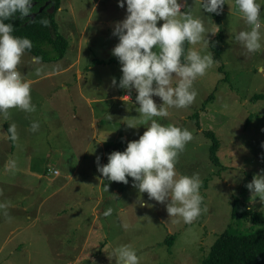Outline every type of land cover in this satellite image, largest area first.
Returning <instances> with one entry per match:
<instances>
[{"label":"rangeland","instance_id":"1","mask_svg":"<svg viewBox=\"0 0 264 264\" xmlns=\"http://www.w3.org/2000/svg\"><path fill=\"white\" fill-rule=\"evenodd\" d=\"M256 2L261 5L262 48L247 53L235 37L240 31L250 30V26L235 0H227L228 7L222 12L220 24L214 13L204 12L202 0H186L187 7L183 6L185 0H178L181 12L190 11L206 29L208 45L202 40L190 44L188 49L202 56L212 53L214 58L212 45L222 38L219 43L222 63L214 59L206 74L194 81L197 96L192 105L169 107L167 117L146 121L136 110L140 107L136 89L119 87L121 64L111 61L117 60L112 49L119 43V37L112 33L115 23L128 15L126 0L124 8L119 7V0H62L67 11L59 10L57 20L70 46L66 57L54 63L41 62L36 67L28 53L21 58L19 71L36 75L40 68L39 77L46 73L55 76L40 79L33 86L40 91L34 99L36 111L31 121L39 123V130L18 135L23 146L28 137L33 139L36 156L46 154L49 146L58 149L52 158H47V163L50 168L60 166L73 174V179L67 187L66 182L61 185L49 182L48 187L37 182L33 185L37 187L33 195H14L15 201L35 204L39 216L30 228H26L28 221L21 216L22 221L17 225L22 230L14 234H10L13 229L10 226H6L5 234L3 225L7 222L0 220V264H92L93 260L96 264H121L116 249L122 246H130L136 252L139 264H204L216 240L226 230L249 233L264 229V222L254 224L232 219L237 197L264 215V203L259 197L251 199L252 194L246 188L253 175L264 170V0ZM163 23L158 21L157 27ZM213 25L219 27V32ZM153 51L158 49L154 47ZM77 69L83 72L84 79L79 80ZM112 78L116 79V86L112 85ZM177 80L173 78V87ZM53 85L56 88L68 85L69 91L58 90L45 99L44 92ZM127 95L130 100L125 99ZM112 96L114 100L110 99ZM152 98L158 106L163 103L157 96ZM64 103L68 106L63 115L59 107ZM90 105L96 108L100 119L95 121L94 128L89 120L71 119L75 110L85 111ZM196 113L200 114L199 118L192 119ZM152 119L192 133L193 139L178 154L175 164L177 178L198 173L202 181L199 189L202 211L191 224L184 223L181 217H170L166 204L149 200L147 193L141 194L132 186L131 177L125 185L110 182L97 171V156L100 165H106L108 155L113 151L124 152L128 142L139 140ZM206 131H213L219 140L218 166L211 160L212 141L204 135ZM95 132L98 140L92 138ZM53 173L51 170L50 174ZM43 197L46 200L42 205ZM140 201L152 206L141 207ZM108 208L113 211L105 217L103 213ZM93 224L94 230L90 228ZM171 237L174 241L170 245ZM82 246L84 251L80 252ZM80 258L91 262L83 263Z\"/></svg>","mask_w":264,"mask_h":264},{"label":"clouds","instance_id":"2","mask_svg":"<svg viewBox=\"0 0 264 264\" xmlns=\"http://www.w3.org/2000/svg\"><path fill=\"white\" fill-rule=\"evenodd\" d=\"M126 4L128 15L123 21L115 23L112 33L119 37V43L112 49V55L121 64L119 87L129 91L133 87L136 89V101L140 105L136 110L146 121L152 117H167L169 107H189L197 96L193 89L194 81L204 76L215 62L212 53L202 56L198 51L188 49L185 55V42L195 45L203 40L208 45L203 22L193 18L190 11L182 13L178 0H126ZM224 4L225 0H202L204 12L216 15L223 12ZM235 4L250 26V30L240 31L235 39L247 53L260 51L261 5L256 0H235ZM124 6L125 0H119V7ZM183 6L187 7L186 0ZM32 9L33 0H0V114L5 120L9 119V109L12 108L27 113L36 111L31 100V85L18 70L21 58L26 51L32 50L33 43L27 37L14 36L13 25L4 22L15 19L17 14L21 20L28 19ZM161 20L164 23L157 27V22ZM39 22L44 27L50 26L47 18ZM213 26L219 32V27ZM154 47L158 51H153ZM31 59L33 63L40 64L43 58L33 56ZM36 71L39 74L41 69ZM174 77L178 78L175 87L172 86ZM112 85L116 86L115 78H112ZM153 96L161 98L163 103L158 106ZM108 118L112 116L108 114ZM39 127V123L34 121L30 131L36 132ZM7 133L12 142L18 140L15 123L9 125ZM192 139V133L186 128L164 126L152 119L139 140L128 142L124 152L110 153L106 165H100V157L97 156V171L110 182L125 185L131 177L132 186L141 194L147 193L149 200L166 204L170 217H181L184 223L191 224L202 211V196L199 193L202 181L198 173L177 178L175 164L178 154ZM10 167H15L14 161ZM246 188L252 194L251 199L259 197L264 203V170L254 174ZM105 190L108 191L107 185ZM2 195L3 189H0ZM139 204L141 207L152 206L144 201ZM10 206V201L0 203V210L8 219H11L8 213ZM112 211L108 208L103 215L110 216ZM116 253L121 264H139V258L130 246H122L116 249ZM92 264H96L95 260Z\"/></svg>","mask_w":264,"mask_h":264},{"label":"crops","instance_id":"3","mask_svg":"<svg viewBox=\"0 0 264 264\" xmlns=\"http://www.w3.org/2000/svg\"><path fill=\"white\" fill-rule=\"evenodd\" d=\"M66 9L62 5V8L60 9V12L65 11ZM67 11V10H66ZM59 23V22H58ZM60 26V25H59ZM61 30V29H60ZM83 39V35H81ZM32 60V59H31ZM30 60V61H31ZM77 60V59H76ZM36 64V63H34ZM38 65L36 64V67ZM71 65L70 67H72ZM78 71V78L79 80L84 79V74L79 69ZM24 75V79L30 83L31 85V100L32 104L35 105V98H38V94L40 89L33 87L35 82L39 81L40 79L46 78H53L55 76V73H46L42 76H38L37 74L34 75V72L29 73L26 71H21ZM26 72V73H25ZM34 76V78H33ZM78 84V83H77ZM69 91L68 85H63V87L56 88L54 85L51 87L50 90L44 92V98L50 99L51 95L58 91ZM35 95V97H34ZM84 98V95L81 94ZM111 100H114V96L110 98ZM125 99L130 100L131 97L127 95ZM96 103L98 100L95 101ZM36 106V105H35ZM68 106L67 103L62 104L59 109L63 111V115L67 112L66 107ZM62 115V116H63ZM83 115V116H82ZM35 116V112L27 113L23 110H20L18 108H12L9 109V119L5 120L3 118V115L0 114V189H3V195L0 196V203H3L5 201H10L11 209L9 216L11 219L6 218L3 213L0 215V220L7 222L3 226L4 233H7V227L10 226V228H13L10 230V234H14L16 231H21L22 226L17 225V222H21V216L24 217L28 224L26 225V228H30L34 226V221L38 219L39 212L34 210L35 204H26L21 201H15L14 195L20 194V193H28L33 195L34 191L37 187H34L35 183L39 182L41 186L48 187L51 183H58L63 184L65 183V187L68 186L70 181L73 179V174L68 173L67 171H63L62 168L59 166L57 167H49L47 161V158H52V154L59 152L58 149H53V147L49 146V150L46 154L43 156H39L34 154L33 150L35 148V145L33 143V139L30 137L26 140V145H20V138L16 142H12L9 139V135H7V129L11 123H15L17 125V131L24 133L30 131V126L32 124L33 117ZM80 118V119H79ZM71 119L73 120H89L90 125L92 128L95 127V121L100 120L97 118V112L96 108L92 105L89 106V108L85 111H81L79 109L75 110L73 112V115H71ZM36 120V119H35ZM20 124H22L20 126ZM19 137V135H18ZM93 140H98L99 137L96 136V132L93 135ZM103 140L100 142V147H103ZM20 151H23L21 153ZM56 159H54L55 161ZM15 162V167H10L11 162ZM51 170H53V174L51 175ZM58 171L59 174H55V172ZM68 178V180H67ZM67 180V181H66ZM14 200V201H12ZM45 198H42L41 204L43 205L45 202ZM22 207V208H21ZM2 210H0L1 212ZM91 229H95L94 224L90 227ZM90 230V229H89ZM93 230H90V233H92ZM84 247L82 246L80 252L84 251ZM91 252V251H89ZM82 255V253H80ZM83 258H80L82 260ZM82 262H91L88 259H83ZM91 264V263H90Z\"/></svg>","mask_w":264,"mask_h":264},{"label":"trees","instance_id":"4","mask_svg":"<svg viewBox=\"0 0 264 264\" xmlns=\"http://www.w3.org/2000/svg\"><path fill=\"white\" fill-rule=\"evenodd\" d=\"M61 7L62 0H33V13L28 19L21 20L19 19V14H17L15 19L4 21L13 25L15 29L14 36L27 37L32 41L33 48L30 52L26 51V53L32 57H42V63L61 61L68 52L69 41L61 34L57 20V13ZM227 7V0H225L223 10L227 9ZM221 15L222 13L220 15L214 13L217 23L220 22ZM43 18L49 20V27H44L40 24L39 21ZM221 39H216L218 43L212 45L214 52H216L214 59L219 63H222V47L219 44ZM189 45L185 42V55ZM183 59L182 57V62ZM111 61L112 63L119 62L118 58ZM260 98V96H256V99ZM205 109L204 107L203 110ZM199 116L200 114L196 113L191 118L198 119ZM197 125L201 129L199 120ZM204 135L212 141L211 160L218 166L220 165L218 157L219 140L213 131H206ZM232 219L261 224L264 222V215L254 210L243 199L237 197L234 199ZM173 241L174 238L171 237L168 243L171 245ZM204 264H264V229L249 233H233L230 230H226L216 240Z\"/></svg>","mask_w":264,"mask_h":264},{"label":"built area","instance_id":"5","mask_svg":"<svg viewBox=\"0 0 264 264\" xmlns=\"http://www.w3.org/2000/svg\"><path fill=\"white\" fill-rule=\"evenodd\" d=\"M55 174L57 175V174H59V172H58V171H56V172H55Z\"/></svg>","mask_w":264,"mask_h":264}]
</instances>
